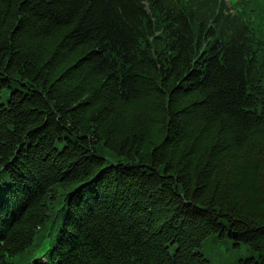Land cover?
<instances>
[{
	"label": "trees",
	"instance_id": "1",
	"mask_svg": "<svg viewBox=\"0 0 264 264\" xmlns=\"http://www.w3.org/2000/svg\"><path fill=\"white\" fill-rule=\"evenodd\" d=\"M264 264V0H0V264Z\"/></svg>",
	"mask_w": 264,
	"mask_h": 264
},
{
	"label": "rangeland",
	"instance_id": "2",
	"mask_svg": "<svg viewBox=\"0 0 264 264\" xmlns=\"http://www.w3.org/2000/svg\"><path fill=\"white\" fill-rule=\"evenodd\" d=\"M201 250L213 264H236L239 258L255 254L244 243L237 246L230 239L222 237L206 243Z\"/></svg>",
	"mask_w": 264,
	"mask_h": 264
}]
</instances>
